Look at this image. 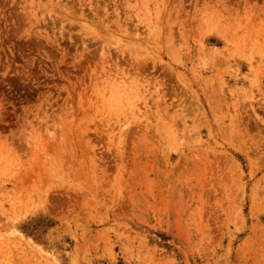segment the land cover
<instances>
[{
  "label": "rangeland",
  "instance_id": "obj_1",
  "mask_svg": "<svg viewBox=\"0 0 264 264\" xmlns=\"http://www.w3.org/2000/svg\"><path fill=\"white\" fill-rule=\"evenodd\" d=\"M0 264H264V0H0Z\"/></svg>",
  "mask_w": 264,
  "mask_h": 264
},
{
  "label": "bare ground",
  "instance_id": "obj_2",
  "mask_svg": "<svg viewBox=\"0 0 264 264\" xmlns=\"http://www.w3.org/2000/svg\"><path fill=\"white\" fill-rule=\"evenodd\" d=\"M125 39V38H124ZM141 40V39H140ZM124 41V40H123ZM126 41H128V40H126ZM128 44H129V42H128ZM122 84H123V87H125V89L127 90V89H133L134 87H136V89H138V86H128V81L127 80H125V79H122ZM127 87H129V88H127Z\"/></svg>",
  "mask_w": 264,
  "mask_h": 264
}]
</instances>
